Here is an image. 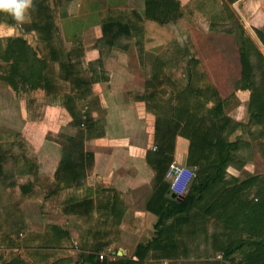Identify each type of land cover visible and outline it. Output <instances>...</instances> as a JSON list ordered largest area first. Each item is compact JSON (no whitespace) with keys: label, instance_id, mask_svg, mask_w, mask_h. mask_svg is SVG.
<instances>
[{"label":"crops","instance_id":"obj_1","mask_svg":"<svg viewBox=\"0 0 264 264\" xmlns=\"http://www.w3.org/2000/svg\"><path fill=\"white\" fill-rule=\"evenodd\" d=\"M174 2L181 15L169 22L147 18L144 0H70L56 8L53 3L49 5L55 10L64 9L54 23L58 36L68 38L65 51L78 45L69 39L74 35L81 38L83 77L92 79L96 73L99 77L90 82L86 95L76 100L84 116L93 121L92 129L97 135L83 137L82 144L72 149L74 154H84L85 160L80 162V175L66 186L56 184L55 173L64 155L58 137L61 133L77 137L78 129L62 105L63 97L70 93V84L60 77L59 65H48L54 70L52 82L59 87L58 91L27 89L26 84L22 88L20 83L15 89L0 78V83L9 90L0 96V146L7 152L0 175V201L6 199L0 208V264L12 259H17L16 264H83L84 257L96 253V249L109 261L125 260L132 264H202L213 260L212 255L206 257L195 251L199 247V234L195 241L194 236L190 239L186 235L174 236L183 238L189 246L196 245L191 251L186 247L179 249L177 256H164L154 249L141 258L136 254L138 247L150 238L143 233L145 225L151 226L149 234L159 220L146 207L153 194L155 173L145 157L147 151L155 148L156 114L139 97L144 93L146 81L153 78L152 65H162L163 79L170 77L173 81L174 65H188L194 59L225 100V115L234 122L249 125V90H234L233 82L240 76V52L245 43L251 42L261 52L264 31L251 25L249 32L237 20L232 5L245 11L248 0ZM76 3L77 11L66 14L67 7ZM224 3L234 14V20L210 24L211 15L222 9ZM109 15L133 23L128 34L119 35L121 39L111 45L103 41L102 31V22ZM2 23L11 25L2 21L0 28ZM11 27L7 29L8 38L22 37L27 41L28 29L14 31ZM98 59L101 65H93V75L88 64ZM231 66L236 68V76L231 74ZM1 75L4 72L0 69ZM161 89L166 93L161 97L167 99L171 85L162 82L158 86ZM231 98L240 103L234 105L229 115L227 103ZM41 102H45L43 107ZM1 126L6 128L4 132ZM250 129L255 132L257 127ZM238 132L235 134L239 135ZM188 145L186 137L175 136L171 163L188 167ZM87 155L92 157L88 159ZM257 156L256 152L254 157ZM66 192L67 197L63 198ZM84 199L92 201L88 212L75 207ZM48 202L50 205L46 206ZM112 206L115 211L108 214ZM18 213L23 228L15 233L11 224Z\"/></svg>","mask_w":264,"mask_h":264},{"label":"trees","instance_id":"obj_2","mask_svg":"<svg viewBox=\"0 0 264 264\" xmlns=\"http://www.w3.org/2000/svg\"><path fill=\"white\" fill-rule=\"evenodd\" d=\"M68 1L53 0L54 7ZM144 7L147 18L160 22H169L181 15L174 0H144ZM28 12L31 28L38 34L36 49L22 37L7 38L4 52L0 55L4 63L0 66L4 72L0 78L13 84L15 89L20 83L22 88L26 84L27 89L40 88L46 93L58 91L59 87L52 82L54 70L48 65H59L60 77L69 82L70 93L63 97L62 105L78 129V136L72 138L65 135L66 139L60 141L64 155L55 174L57 186L62 187L76 180L80 175V162L85 160L84 154H74L72 149L82 144L83 137L97 135L92 129L93 121L84 116L76 100L86 95L84 92H87L91 81L99 79L93 65H101V60L88 64L95 74L92 79L83 77L84 71L80 67L82 47L77 43V46L65 51L48 0H33ZM234 17L224 3L222 9L211 15L209 23H228ZM124 19L109 15L102 22L105 40H101L111 45L121 39L119 35L128 34L133 23ZM2 21L14 23L13 16L5 12H0V23ZM239 27L243 32V27ZM240 63V76L233 86L234 90H249V125L234 122L225 115V100L209 83L196 60L190 59L185 65L186 81L183 85H178L170 77L163 79L162 65H152L153 78L146 81L144 93L139 98L145 101L148 110L156 114L155 148L147 151L145 157L155 173L153 194L146 207L159 216V220L152 237L138 247L136 254L139 258L150 249L159 250L164 256H177L179 249L185 247L191 251V246L183 238L176 239L174 236L186 235L189 239L194 236L195 241L200 232L207 234L206 223L213 221L216 228H221L220 236L225 240H217L213 234L210 248L220 252L222 259L204 261L202 264H264V175L251 173L241 180L227 171L229 167L241 171L253 157L250 140L242 141L239 136L235 141L229 139L236 131L240 135L247 133L253 138L263 139L264 142V57L255 45L248 42L240 52ZM166 81L171 85V95L163 99L161 96L166 93L158 90V86ZM250 126H256L257 130L251 131ZM176 135L188 139L186 164L194 169L186 186L187 191L182 195L173 193L168 180L164 179L173 161ZM261 153L264 155V144ZM6 154L0 146V175L3 174ZM87 156L88 159L92 157ZM75 207L88 212L92 201L84 199L77 202ZM114 211L112 206L108 214ZM20 215L15 214L12 218L11 231L15 233L23 228ZM192 248H196L194 243ZM95 251L84 257L83 264H132L125 260L99 259L98 249ZM16 260L2 264H16ZM224 260L225 263H222Z\"/></svg>","mask_w":264,"mask_h":264},{"label":"rangeland","instance_id":"obj_3","mask_svg":"<svg viewBox=\"0 0 264 264\" xmlns=\"http://www.w3.org/2000/svg\"><path fill=\"white\" fill-rule=\"evenodd\" d=\"M48 3L49 5L52 4L54 6V2L53 0H48ZM247 7L245 8V11L239 6V5H235L233 6L232 5V8H233V12L235 13L236 17H237V20L240 21L241 23H243L245 25V27L249 30L252 29V26L251 25H255V26H258L260 28L263 29L264 31V0H248V3L246 4ZM56 8V7H55ZM66 8V7H65ZM68 9H66V14H73L74 12H76L77 10V3L72 7V5L68 6L67 7ZM60 9V10H59ZM59 9H54L52 8L53 10V14H54V21H58L61 17L60 13L62 12V10H64L62 7L59 8ZM243 11V12H242ZM55 12V13H54ZM14 19V17H13ZM60 24V23H59ZM1 28H0V55L4 52V49H5V46H6V42H7V29L10 30V26L11 29H13L14 31H17V30H27L30 35L26 36L27 38V41L29 42V45H31L32 47H35L36 49V45L38 43V34L31 28V20L29 18V12H28V15L26 16L25 18V21L23 23H20L18 21H16L14 19V23L11 24V25H7L6 23H2L1 24ZM62 24H60L61 26ZM206 25V23H205ZM12 30V31H13ZM236 33L239 32L238 29L236 28ZM13 31V32H14ZM30 31H34L35 33H32ZM238 34L237 33L235 36L236 38L238 37ZM90 35V34H89ZM75 37H73V39H69L72 41V44H76L77 43H81L82 42L80 41V37L74 35ZM60 38V41L62 42L63 46L65 45V40H67L68 38H63L62 36H58ZM79 39V40H78ZM69 43V42H68ZM67 43V44H68ZM261 52L262 54L264 55V50L261 49ZM253 60H256L255 57H253ZM96 61V60H95ZM0 62H2L0 60ZM239 64V62L237 63ZM1 65V64H0ZM104 65V64H102ZM232 68L231 69V74L233 76H236L237 73H236V68L234 67H230ZM237 70L239 72L240 70V65H237ZM236 73V74H235ZM172 78L174 79V81L178 84V85H183L185 84V81H186V78H185V65H174L173 67V71H172ZM235 74V75H234ZM1 82V81H0ZM7 91L9 93V90L7 89V87H5L4 85H2V83H0V96L1 95H4L6 94ZM238 99H241L240 97ZM238 99L236 98H231L228 103H227V113L230 115L231 111H232V108L234 107V105H236L237 103H240V101H238ZM45 102H41V106L43 107V105ZM41 107V108H42ZM62 121H64V119L62 118ZM1 130L2 132H4L6 130V128L4 126H1ZM239 133V132H238ZM67 133H61L60 136L58 137L60 141H64L65 138V135ZM68 136V134L66 135ZM239 136V139L244 141V140H250V144H251V148H252V151L253 152V157H252V160L249 162V165L247 169H242L241 171H234L233 170V167H229L227 169L229 175H233V176H236L238 177L239 179H243L247 174H257V173H262L264 175V155L261 153V148L263 147V144L264 142H262L263 139H257V138H253L250 137L251 135L250 134H242V135H236L235 133L233 135H231L229 137V139L231 141H235V139H237ZM237 137V138H236ZM255 139V141H253ZM256 151H255V149ZM258 153V156L255 158V153ZM186 191H187V188H186ZM185 191V192H186ZM184 192V193H185ZM183 193V194H184ZM67 197V192L65 194V196L63 198ZM6 203V199H4L3 201H0V208L3 207V205H5ZM50 203L48 202V204L46 206H49ZM150 224L147 223V228H146V225H145V230L143 233L147 234L149 237H152L153 235V232L155 231H151L149 232L148 234V230L150 228ZM206 233L205 234L204 232H200L199 235H198V238H199V241H198V249L195 250L196 252L200 253V254H203V256H206L208 257L209 255H212L211 258L214 260L216 258V256L218 257L216 260L220 261V259H222V254L218 251H213L211 250L209 247H211L212 245V241H213V237L212 235L215 234L216 235V238L217 240H222L224 237L220 236V231H221V228H216L215 227V224L213 221H209L208 223H206ZM147 230V232H146ZM214 231L216 233H214ZM225 240V238H224ZM191 249L192 246H191ZM226 260L222 261V263H225Z\"/></svg>","mask_w":264,"mask_h":264},{"label":"built area","instance_id":"obj_4","mask_svg":"<svg viewBox=\"0 0 264 264\" xmlns=\"http://www.w3.org/2000/svg\"><path fill=\"white\" fill-rule=\"evenodd\" d=\"M193 173L194 169L176 163H170L165 173V179L168 180L170 190L173 193L182 195L186 191L188 180ZM98 258L102 259L103 255L99 254Z\"/></svg>","mask_w":264,"mask_h":264},{"label":"clouds","instance_id":"obj_5","mask_svg":"<svg viewBox=\"0 0 264 264\" xmlns=\"http://www.w3.org/2000/svg\"><path fill=\"white\" fill-rule=\"evenodd\" d=\"M32 6L33 0H0V12L12 15L20 23L25 21Z\"/></svg>","mask_w":264,"mask_h":264}]
</instances>
